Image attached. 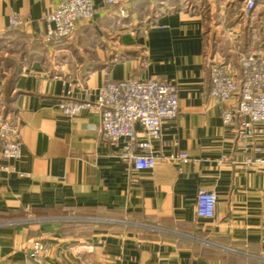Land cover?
Returning a JSON list of instances; mask_svg holds the SVG:
<instances>
[{
  "label": "crops",
  "instance_id": "0c3cea01",
  "mask_svg": "<svg viewBox=\"0 0 264 264\" xmlns=\"http://www.w3.org/2000/svg\"><path fill=\"white\" fill-rule=\"evenodd\" d=\"M59 1L0 0V37L15 32L25 42L0 60L4 114L22 141L20 157L0 171V264H37L35 244L42 264H264V167L244 164L236 129L209 94L207 67L212 57L236 63L230 30H241L242 50L253 31L264 43L260 5L243 20L244 0H94V17L53 47L42 15ZM147 9V24L129 28ZM12 14L22 25L9 28ZM129 76L178 88L180 111L152 142L151 169L133 168L120 142L99 138L97 110L59 109L65 97L92 99L106 79ZM179 151L187 162L169 160ZM199 188L217 195L212 218L196 214ZM100 217L118 224L88 221Z\"/></svg>",
  "mask_w": 264,
  "mask_h": 264
},
{
  "label": "built area",
  "instance_id": "2783aa9c",
  "mask_svg": "<svg viewBox=\"0 0 264 264\" xmlns=\"http://www.w3.org/2000/svg\"><path fill=\"white\" fill-rule=\"evenodd\" d=\"M107 6L125 5L133 0H101ZM260 5L264 12V0H244L240 14L248 20ZM96 13L94 0H60L46 10L42 18L46 29L45 43L55 47L70 39L80 20H90ZM120 13L125 15V10ZM22 25L17 14L9 17V28ZM241 30H230L228 40L235 53L236 63L218 60L207 61L210 75L209 94L221 106L220 118L224 125L236 129L237 148L245 153L244 164L264 167L262 152L264 141V43L257 42L253 31L245 50L239 48ZM63 115L72 116L81 110L95 109L100 114L98 125H92L99 138L109 144L121 143L119 156L137 170L151 169L156 158L152 142L160 138L164 121L174 120L179 114L178 88L175 82L159 78L106 79L95 91L81 99L65 97L59 102ZM139 126V129L137 128ZM22 141L19 127L4 114V101L0 95V171L11 167L8 161L21 155ZM171 161L187 162L185 151L172 153ZM217 195L213 190L199 188L196 192V214L212 218ZM35 244L29 256L42 264Z\"/></svg>",
  "mask_w": 264,
  "mask_h": 264
},
{
  "label": "rangeland",
  "instance_id": "374dc122",
  "mask_svg": "<svg viewBox=\"0 0 264 264\" xmlns=\"http://www.w3.org/2000/svg\"><path fill=\"white\" fill-rule=\"evenodd\" d=\"M151 15H152V12H150V9H147L141 16L138 17V19L136 17L137 21L135 22V24L134 22H132V25L128 27L132 29H136L139 25L147 24ZM216 23L217 22L213 23L212 27ZM16 34L17 33L13 32V35H3L2 37H0V60H2L4 64H5V55H8L7 57H9L11 54H14V53L17 54L18 50L24 48L25 46V42H23V40L21 39V36L16 37ZM80 216L82 215L70 214V216L67 217V221L81 222V221L87 220L86 218H84L85 220H83V218H81ZM91 220H93V222L97 223L98 225L118 224L116 220H108L102 217L98 218L97 221H95L94 219H89L88 221H91Z\"/></svg>",
  "mask_w": 264,
  "mask_h": 264
}]
</instances>
